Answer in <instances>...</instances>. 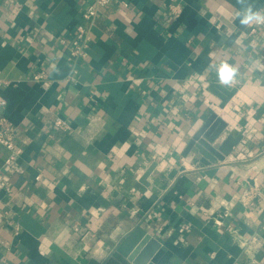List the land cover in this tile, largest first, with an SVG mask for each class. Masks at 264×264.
I'll list each match as a JSON object with an SVG mask.
<instances>
[{
    "label": "crops",
    "instance_id": "1",
    "mask_svg": "<svg viewBox=\"0 0 264 264\" xmlns=\"http://www.w3.org/2000/svg\"><path fill=\"white\" fill-rule=\"evenodd\" d=\"M92 4L0 0L22 151L8 167L0 146V264H264V24L240 23L264 0H113L88 24ZM80 24L86 60L69 50ZM222 124L218 145L241 142L212 164L201 141Z\"/></svg>",
    "mask_w": 264,
    "mask_h": 264
},
{
    "label": "built area",
    "instance_id": "2",
    "mask_svg": "<svg viewBox=\"0 0 264 264\" xmlns=\"http://www.w3.org/2000/svg\"><path fill=\"white\" fill-rule=\"evenodd\" d=\"M112 1L113 0H94V4L88 6L86 12L83 14V19L85 20V22L88 24L93 23L98 17L100 10L110 5ZM171 13L174 17H179L181 14L180 6H173L171 8ZM262 25L255 24L252 31L256 32V30ZM90 38V31L87 26L84 24L78 25L74 31L73 40L69 47L72 59L86 60L88 58ZM34 80L37 82H42L45 80V76L43 73L37 74L34 77ZM6 85L7 82L0 79V92ZM6 106L7 102L0 93V146L10 152V156L5 160V166L9 167L12 166L13 163L19 158L22 151L16 146V128L9 122V120L5 116L4 112ZM55 127L63 131H68L69 129L67 123L61 118H58L56 120Z\"/></svg>",
    "mask_w": 264,
    "mask_h": 264
},
{
    "label": "water",
    "instance_id": "3",
    "mask_svg": "<svg viewBox=\"0 0 264 264\" xmlns=\"http://www.w3.org/2000/svg\"><path fill=\"white\" fill-rule=\"evenodd\" d=\"M233 94H234V91L227 93V97L223 98L224 105L228 102L229 98L233 96ZM215 119L216 118L214 117L211 120V122ZM218 123L220 124L219 120L217 121L216 125ZM206 127H208V124L205 126L204 129H206ZM225 128H226L225 125L222 124V126H220L217 130L213 128L206 133L204 132V130L200 132V133L204 132V135H203L204 140L201 141L202 146L205 148L207 152H209L210 154H212V156L215 157L212 159L209 157L212 164H216L217 161H224L226 157L230 156L233 153L234 149L241 142V138H237V139L228 138L222 144L218 145L217 141L223 135ZM199 139H200L199 135L195 137V140H199ZM214 145H216L217 147H215ZM215 171H216V168L210 169L206 167L195 173L194 172L193 173L184 172V175L187 176L192 181L198 182L204 176L212 177Z\"/></svg>",
    "mask_w": 264,
    "mask_h": 264
},
{
    "label": "clouds",
    "instance_id": "4",
    "mask_svg": "<svg viewBox=\"0 0 264 264\" xmlns=\"http://www.w3.org/2000/svg\"><path fill=\"white\" fill-rule=\"evenodd\" d=\"M237 2L243 4L246 0H237ZM240 23L243 25L264 24V10H254L252 5L249 4L240 14ZM237 71L235 67L222 63L218 69L219 82L222 85H230L234 81Z\"/></svg>",
    "mask_w": 264,
    "mask_h": 264
}]
</instances>
